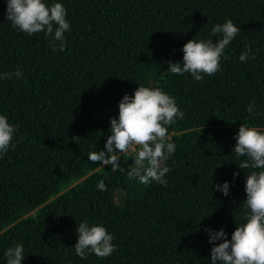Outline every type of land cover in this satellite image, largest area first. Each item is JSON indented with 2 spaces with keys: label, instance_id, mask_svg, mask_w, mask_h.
Listing matches in <instances>:
<instances>
[{
  "label": "trees",
  "instance_id": "16d2710c",
  "mask_svg": "<svg viewBox=\"0 0 264 264\" xmlns=\"http://www.w3.org/2000/svg\"><path fill=\"white\" fill-rule=\"evenodd\" d=\"M44 2L67 10L63 51L52 50L51 35L13 27L0 0V74L23 73L0 79V115L16 129L0 154V264L17 244L22 264H211L204 229L223 228L231 240L246 222L252 169L241 170L247 158L232 151L242 124L264 130V0ZM228 20L241 32L220 71L196 81L168 70V62H183L189 40L215 42L213 27ZM249 47L256 58L240 61ZM139 86L161 89L184 112L168 127L176 147L166 186L130 178L133 154H121L118 170L87 158L104 149L110 118ZM252 102L255 115L246 111ZM226 181L227 196L215 188ZM80 222L104 226L117 250L77 256Z\"/></svg>",
  "mask_w": 264,
  "mask_h": 264
},
{
  "label": "clouds",
  "instance_id": "9594fccd",
  "mask_svg": "<svg viewBox=\"0 0 264 264\" xmlns=\"http://www.w3.org/2000/svg\"><path fill=\"white\" fill-rule=\"evenodd\" d=\"M5 15L12 26L29 36L37 33L51 35L52 50L66 47L64 33L70 30V22L66 19L67 10L62 3L48 5L44 0H6ZM241 28L233 21L213 27L211 35L219 38L189 40L182 48V63L168 62V70L183 76L190 73L196 81H202L204 75L209 77L221 70V59L225 56L228 45L238 36ZM54 34V35H53ZM255 59L252 49L246 48L239 59L247 62ZM23 73H2L0 79H20ZM119 116L110 118L111 134L107 137L104 149L89 153L88 160L100 166L111 165L112 170L120 169L118 161L121 154H133L134 163L128 176L142 185L159 183L167 185L166 175L171 171L165 162L175 152V144L170 142L168 127L177 119L184 117V112L177 107L176 100L159 88L139 86L134 95L125 94L118 104ZM246 111L256 114L255 102L250 103ZM15 127L8 122L5 115H0V154L7 153L13 146ZM233 148L237 158L246 157L238 167L241 170L252 169L246 175V199L243 207L247 209L246 222L236 226L231 240L223 228L219 231L205 228L211 248V264H264V130L255 126L242 124L236 134ZM239 172L234 173L237 177ZM97 188L106 191L107 186L100 181ZM217 191L229 195V183L216 184ZM78 240L74 245L80 258H86L89 252L100 258L111 256L116 250L113 237L104 226L80 222L77 228ZM217 241H222L216 243ZM24 247L17 244L4 253L7 264H22L25 259Z\"/></svg>",
  "mask_w": 264,
  "mask_h": 264
},
{
  "label": "rangeland",
  "instance_id": "374dc122",
  "mask_svg": "<svg viewBox=\"0 0 264 264\" xmlns=\"http://www.w3.org/2000/svg\"><path fill=\"white\" fill-rule=\"evenodd\" d=\"M120 197H121V193H120V192L116 193L115 199H116V200H117L118 198L120 199ZM31 212H32V211H29V212H27L26 214H31ZM26 214H24V215H26Z\"/></svg>",
  "mask_w": 264,
  "mask_h": 264
}]
</instances>
